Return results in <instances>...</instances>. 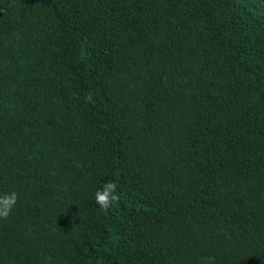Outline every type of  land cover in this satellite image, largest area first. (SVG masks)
Here are the masks:
<instances>
[{"label": "trees", "instance_id": "1", "mask_svg": "<svg viewBox=\"0 0 264 264\" xmlns=\"http://www.w3.org/2000/svg\"><path fill=\"white\" fill-rule=\"evenodd\" d=\"M12 191L0 264H264V0H0Z\"/></svg>", "mask_w": 264, "mask_h": 264}, {"label": "clouds", "instance_id": "2", "mask_svg": "<svg viewBox=\"0 0 264 264\" xmlns=\"http://www.w3.org/2000/svg\"><path fill=\"white\" fill-rule=\"evenodd\" d=\"M86 102H94L89 94ZM120 195L118 186L114 181H108L103 185L102 189H98L95 193V202L102 210H108L114 203H118ZM18 201V194L15 191L0 194V219L10 217L13 208Z\"/></svg>", "mask_w": 264, "mask_h": 264}]
</instances>
